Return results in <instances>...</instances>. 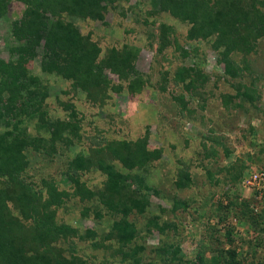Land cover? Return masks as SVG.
<instances>
[{"label":"trees","instance_id":"1","mask_svg":"<svg viewBox=\"0 0 264 264\" xmlns=\"http://www.w3.org/2000/svg\"><path fill=\"white\" fill-rule=\"evenodd\" d=\"M15 1L22 2L25 9L14 22V43L8 47L9 59L5 61L0 58V264H88L86 259L76 256L75 250L70 248L66 256V249L56 245L71 237L92 241L94 249L105 248V242L115 240L120 244L117 252L121 254L122 262L143 264L139 255L144 250L142 246L133 247L129 253L123 252V246L132 244L138 236L136 224L130 221L129 216L145 214L150 206L149 192L156 195L159 193L138 176L124 175L118 171L113 162L118 161L127 171H131L134 168H145L149 163L159 160L163 150L149 149L146 136L134 141L103 138L88 149L89 155H77L71 159L67 165L71 193L57 190L46 180L42 181L43 190L37 192L33 184L23 177L29 165L26 155L28 150L51 156L59 148L58 143L68 147L74 139L81 138L79 119L72 104L62 105L68 111V120H48L44 109V103L49 98L48 87L31 73L27 68L28 63L39 60L43 74L70 81L71 87L82 91L92 103L105 100L108 91L121 92L125 82L130 94L139 93L146 84L147 81L133 69L139 49L123 45L121 48L109 47L103 52L90 34L82 35L74 24L64 19L68 15L84 21H102L107 8H114L118 0ZM120 1L119 3L128 2ZM9 2L10 0H0V18L4 17ZM149 3L152 7L150 11L144 10L142 1L136 6L139 11H144L142 14L156 15L163 12L187 23V42L212 39L210 48L217 53L218 62L224 64V74L228 80H237L232 83L236 94L222 95L225 106H239L235 101L243 97L256 109L255 102L260 99L259 95L253 87L242 85L238 79L251 71L249 58L255 53L257 42L264 38V10L261 9L263 2L150 0ZM159 30L162 47H165L170 44L168 35L171 27L161 23ZM177 48L181 50L183 57L189 55L187 49ZM198 52L199 48L192 51L195 56L199 55ZM233 56H240V60L236 61ZM199 66L194 64L177 69L176 84L189 79L186 90L190 92L197 88L198 83L201 85L207 82L208 76ZM108 73L117 76L120 83L112 82ZM177 100L183 108L186 107L184 95L177 97ZM34 120L39 131H46L48 137L27 135L28 122ZM215 154V149L205 150L204 157L210 158ZM91 169H96L105 177L99 191L80 182L81 174ZM232 172L233 168L228 171L231 182L241 184L245 176L243 170ZM206 173L208 177H212L209 171ZM191 180L189 167L183 166L177 172L174 183L177 188L182 189L191 186ZM132 185L135 187L131 188ZM70 196L77 197L81 202H92L91 207L85 208L82 214L84 216L93 211L94 217L100 219L103 217V209L117 218L104 237L96 241L97 234L93 230L87 229L79 234L76 227L55 223L58 209ZM225 196L224 205L222 202L218 204V210L224 212L218 222H223L228 212L233 210L239 223L246 224L250 230L259 233L257 244L264 245V213L254 212L258 202L249 198ZM11 207L18 211L19 216L13 215ZM179 209L187 210L188 205L184 201L175 200L170 212L174 214ZM159 224L157 216L150 215L146 227H152L163 234L165 228H161ZM172 227L176 229L175 225ZM234 235H238L235 228L228 227L224 237L229 248H213V254L209 258L198 254L196 264H264V258L262 261L254 259L251 263L240 258ZM214 240L221 245L217 237ZM240 241L247 245L248 253L257 245L244 238H240ZM156 251L160 252V256H169L173 263L190 264L182 261L178 245L169 248L162 246Z\"/></svg>","mask_w":264,"mask_h":264},{"label":"rangeland","instance_id":"2","mask_svg":"<svg viewBox=\"0 0 264 264\" xmlns=\"http://www.w3.org/2000/svg\"><path fill=\"white\" fill-rule=\"evenodd\" d=\"M139 1H142L144 10L152 9L150 0H128L127 3H119L121 1L118 0L114 8H107L102 21H84L64 16L82 35L90 34L103 52L109 47L121 48L123 45L139 49L133 69L147 81L139 93L130 94L125 82L121 92L108 91L105 100L92 103L82 91L73 89L70 81L43 74L39 60L27 64L31 73L48 87L49 98L44 103L48 120H68V111L62 105L72 104L79 119L81 138L74 139L68 147L58 143L59 148L51 156L28 150L26 155L29 165L23 177L33 184L37 192L43 190L42 181L46 180L57 190L71 193L72 185L67 170L71 159L77 155H89L88 149L103 138L134 141L146 136L149 149L163 150L159 160L149 163L145 168H134L131 171H127L118 161L113 162L118 171L124 175L138 176L159 193L156 195L149 192L150 206L145 214L129 216L130 221L136 224L138 236L132 244L123 246V252L129 253L133 247L140 245L144 248L139 254L143 264H177L171 262L169 256H160L156 250L162 246L169 248L178 245L182 261L196 264L198 254L209 258L213 254L211 249L229 248L224 237L229 227L236 231L239 229V235H234L239 257L245 259L246 263L254 259L262 261L264 245L257 244L258 236L249 235L248 226L238 222L233 210L228 212L223 222H218L224 213L218 210V204L222 202L224 205L226 194L232 198L253 200L254 191L242 187L240 183L233 184L228 171L232 168V173L243 170L246 175L264 162V38L257 42L256 51L249 58L251 71L238 79L242 85L256 90L260 98L255 102L256 109L243 97L235 101L239 106L227 107L223 104L222 95L234 96L236 91L232 83L237 80H228L224 74V64L218 62L217 53L210 48L212 39L187 42V23L163 12L156 15L142 14L144 11H139L136 6ZM258 1L264 3V0ZM24 9L22 2L10 0L4 17L0 18V58L5 61L10 57L8 47L14 43V22L21 17ZM261 9L264 10V4ZM161 23L171 27L168 35L170 44L165 47H162L160 39ZM176 45L187 49L189 55L183 57ZM195 48H199V55L192 53ZM234 58L240 60V56ZM194 64L200 65L208 81L201 85L198 83L196 89L188 92L186 85L189 79L176 84V71L181 66L191 67ZM107 75L112 82L120 83L114 74ZM180 95L185 97V108L177 100ZM35 124V120L28 122L27 135L48 137L47 132L39 131ZM214 149L216 154L213 157H204L205 150ZM183 166L189 167L192 183L191 186L179 189L174 181ZM206 171L212 177H208ZM104 179L96 169L80 176V182L94 191L101 189ZM127 184L131 185V182L127 181ZM134 187L132 185L131 188ZM175 200L184 201L188 209L171 213ZM91 205L90 201L81 202L77 197L70 196L58 209L55 223L76 227L79 234L87 229L93 230L97 234V241L110 231L117 218L103 209V217L100 219L94 217L93 211H89L86 216L82 215L85 208ZM10 209L14 216H19L15 208ZM150 215L157 216L159 226L165 228L163 234L152 227H146ZM214 237L219 239L221 245ZM240 238L252 240L257 245L248 253L247 245ZM56 245L66 249V256L70 248L75 250L76 256L86 259L88 264L130 263L122 262L121 254L117 252L120 244L115 240L105 242V248L101 249H94L92 241L72 237Z\"/></svg>","mask_w":264,"mask_h":264},{"label":"built area","instance_id":"3","mask_svg":"<svg viewBox=\"0 0 264 264\" xmlns=\"http://www.w3.org/2000/svg\"><path fill=\"white\" fill-rule=\"evenodd\" d=\"M241 185L244 188L251 189L254 191L253 200L258 202L254 207V212L257 214L264 213V162L255 170L250 171L248 174H246L242 178ZM238 231H236V233ZM248 231L249 235L251 234L254 236H259L258 232H254L250 229ZM237 234L239 235V233Z\"/></svg>","mask_w":264,"mask_h":264}]
</instances>
